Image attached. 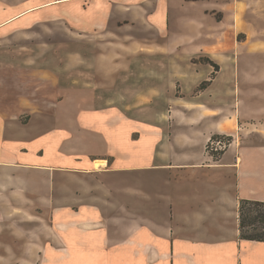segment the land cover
Segmentation results:
<instances>
[{
    "label": "crops",
    "instance_id": "0c3cea01",
    "mask_svg": "<svg viewBox=\"0 0 264 264\" xmlns=\"http://www.w3.org/2000/svg\"><path fill=\"white\" fill-rule=\"evenodd\" d=\"M66 1L73 28H87L68 42L89 51L65 52L49 67L47 40L17 32L29 27L27 14ZM258 4L264 0H0V13L18 12L0 21V250H34V229L20 225L19 210L38 215L42 237L70 229L77 264L83 252L82 264H92L114 237L127 243L113 229L122 221L135 226L137 264H264V241L242 238L239 228L240 201H264V144L234 138L217 159L206 148L214 134L247 128L236 102L246 67L234 43L238 20L243 26ZM214 11L223 16L214 20ZM195 31L215 36L192 44L218 68L177 70L156 60L176 54L143 53L145 41L175 47Z\"/></svg>",
    "mask_w": 264,
    "mask_h": 264
},
{
    "label": "rangeland",
    "instance_id": "374dc122",
    "mask_svg": "<svg viewBox=\"0 0 264 264\" xmlns=\"http://www.w3.org/2000/svg\"><path fill=\"white\" fill-rule=\"evenodd\" d=\"M20 0H1V3L4 4H14V2H18ZM52 1V0H49ZM64 1V0H59ZM37 2V0H35ZM69 1L66 2H59L58 4L48 5L47 11L35 14L31 12L29 14L24 13L23 15L27 14L25 20H30L28 23L27 28L20 29L17 32L18 35H22L25 40H34L45 38L47 40V49H48V66L52 67L55 63H58L61 58H65L64 53L70 52L72 50L76 51H89L87 44L83 45L84 43L75 42L69 43L70 39L77 38L80 34H87V28L79 29L78 27H74L71 25L73 18H72V6ZM258 3V1H256ZM76 4V3H75ZM74 5V4H73ZM257 8L255 10L248 9V17L245 13V18L243 22V26H241V21L238 20L237 29L240 30L237 34V39L239 40L238 43H234V46L237 48V59L241 66L246 67V72L244 73L243 70L239 73L238 78V86L239 91L236 93L237 98V105L239 106V119L240 121L246 119L248 124H246L247 128L240 126L238 132L235 136L231 135H222V134H214L212 135L208 142H207V151L212 155L215 159L218 158L219 153L226 150L234 141V138L240 140L242 143L243 141H250L251 145L264 144V5H256ZM14 7V6H13ZM18 14L16 9L10 10L9 12L0 13V21L4 18L11 17ZM250 15V16H249ZM212 16L213 19H220L223 16L222 12L214 11L209 13V17ZM239 17V15H238ZM43 20L44 22L40 24L39 20ZM74 21H78L76 18ZM208 20L204 21L203 24L205 25ZM31 23V24H30ZM248 28L249 36L246 32L242 29ZM204 29L209 30L213 35H215V31L213 30L214 27L207 23ZM75 31V32H74ZM81 33H78V32ZM209 33V34H211ZM129 34V32H128ZM207 32H199L195 31V33L189 36H182L178 42H175V47L173 45L167 46L163 43L154 44V48L148 46L145 41L143 47V53L146 56L154 55L163 53H174L176 57L174 59H165L161 60L156 58L160 64L166 66L169 64L172 67L178 69H194V67H200L201 64H207L206 62H211L214 67L218 68L217 63L212 62L206 54H199L196 55V48L193 46L192 42L193 39L198 37H208V38H215V36L209 35ZM114 35V34H113ZM147 39L151 38L150 33H145ZM37 37V38H36ZM86 39V36H83ZM102 38V37H100ZM128 39H131L128 37ZM152 39V38H151ZM211 44H214L215 41L209 40ZM157 47V48H156ZM125 46L120 45V49H124ZM132 48V46H131ZM127 50L130 51V48L127 46ZM34 52L33 49H31ZM56 52L63 53V55L58 56ZM208 53V52H206ZM192 56V58H190ZM241 57V59H240ZM129 62V61H128ZM87 63V62H86ZM196 63V64H194ZM238 64V63H237ZM217 65V66H216ZM242 68V67H241ZM181 73V72H177ZM177 78H189L190 76H176ZM203 83V84H202ZM201 86H199L196 90H198L208 81H203ZM181 88H179L180 90ZM181 94V91L178 92ZM217 136V137H216ZM148 175V174H147ZM142 176V174H141ZM147 177V176H146ZM62 182L66 183L68 186L70 185V178L66 175L62 176ZM128 181H134L135 177L134 174H129L126 177ZM102 180L101 177H96V182ZM95 183L94 178L91 179V182ZM67 189V188H64ZM69 191V190H68ZM117 196V195H116ZM115 195H113L112 200H114ZM117 205V200L111 207ZM119 206V205H117ZM38 207L32 208L33 214H38ZM124 211V210H123ZM113 212V211H112ZM17 217L19 216V223L20 225H27L34 229L33 234H30L28 237L29 242H33L32 247L34 248L33 251L26 252H7L5 246H2L0 250V257L1 260L4 261H12L13 264H77L72 257V237L70 229L61 230V232L57 231L58 234H54L53 236H47L50 233H53V230L48 229L47 235L42 237L39 235L40 231V220L38 215H29L23 214L21 211L16 212ZM31 216V217H30ZM26 218V220H23ZM51 223V221H49ZM128 225H124L123 221L122 224L116 222V228L118 229L117 235H127L129 236V240L127 243L120 244V240L118 238H113L112 242H108L105 244V247H99V250L95 251L91 254L90 260L92 264H137L138 254L135 253L132 248L134 247V236L135 233V226L132 222L128 221ZM28 223V224H26ZM43 234V232H42ZM41 237V238H40ZM118 237V236H117ZM125 237V236H122ZM5 241L8 239L7 237H3ZM12 240V239H9ZM52 241L55 243V246L63 245L65 250H56L55 248H51L49 244L45 242ZM45 241V242H44ZM7 242V241H6ZM57 244V245H56ZM12 245V244H11ZM16 247V246H15ZM46 248V250H44ZM62 247V246H61ZM48 249V250H47ZM61 251V252H59ZM89 253H81L80 256V263H83V259L87 260ZM9 257V258H8Z\"/></svg>",
    "mask_w": 264,
    "mask_h": 264
},
{
    "label": "trees",
    "instance_id": "16d2710c",
    "mask_svg": "<svg viewBox=\"0 0 264 264\" xmlns=\"http://www.w3.org/2000/svg\"><path fill=\"white\" fill-rule=\"evenodd\" d=\"M239 228L242 238L264 241V201H240Z\"/></svg>",
    "mask_w": 264,
    "mask_h": 264
},
{
    "label": "bare ground",
    "instance_id": "6f19581e",
    "mask_svg": "<svg viewBox=\"0 0 264 264\" xmlns=\"http://www.w3.org/2000/svg\"><path fill=\"white\" fill-rule=\"evenodd\" d=\"M96 165L99 167L101 164L100 163H96Z\"/></svg>",
    "mask_w": 264,
    "mask_h": 264
}]
</instances>
